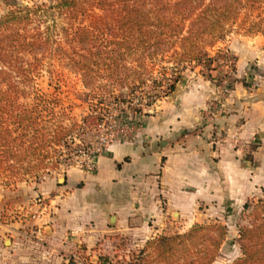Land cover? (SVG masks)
I'll use <instances>...</instances> for the list:
<instances>
[{
  "label": "trees",
  "instance_id": "obj_1",
  "mask_svg": "<svg viewBox=\"0 0 264 264\" xmlns=\"http://www.w3.org/2000/svg\"><path fill=\"white\" fill-rule=\"evenodd\" d=\"M15 1L0 17V170L5 179L35 166L58 167L62 154L55 155V146L75 141L77 121L53 116L42 125L40 104L31 109L23 101L44 99L35 94L32 67L45 57L63 54L81 73L85 87L97 86L106 72L119 77L118 85L129 92L114 95L110 103H127L137 88L143 89L148 81L143 75L153 74L158 60H172L165 79L152 81L155 94L148 93L144 107H134V113H141L168 97L188 68L200 66L204 77L221 81L213 72L222 57L228 65L229 57L216 47L229 35H264V0H50L34 6ZM90 10L100 12L96 22L88 23ZM57 15L66 17L67 27L52 19ZM129 58L134 59L131 81L120 77L126 69L121 60ZM233 86L229 84L231 91ZM105 100L92 103L83 121L92 119L90 125H97L109 106L100 113L94 107ZM26 144L28 150L23 149ZM47 145L52 150H45ZM244 212L249 222L239 227L241 254L228 264H264V197L246 202ZM227 235V225L219 221L196 222L187 231L148 239L126 258L103 256L97 264H213Z\"/></svg>",
  "mask_w": 264,
  "mask_h": 264
},
{
  "label": "crops",
  "instance_id": "obj_2",
  "mask_svg": "<svg viewBox=\"0 0 264 264\" xmlns=\"http://www.w3.org/2000/svg\"><path fill=\"white\" fill-rule=\"evenodd\" d=\"M233 87L206 119L220 91L188 68L168 97L136 114L135 136L109 145L94 171L72 165L63 180L18 184L17 215H0V264H73L82 254L96 263L126 237L146 242L173 223L217 220L244 203L251 166L228 142L216 146L212 127L224 141L264 133V87Z\"/></svg>",
  "mask_w": 264,
  "mask_h": 264
},
{
  "label": "rangeland",
  "instance_id": "obj_3",
  "mask_svg": "<svg viewBox=\"0 0 264 264\" xmlns=\"http://www.w3.org/2000/svg\"><path fill=\"white\" fill-rule=\"evenodd\" d=\"M15 2V0H0V17L6 12L7 7H13ZM18 2L25 6H34L41 2L51 3L50 0H18ZM99 15L100 12L98 10H90L88 23L90 21L96 22ZM52 19L58 23L59 26L68 25L65 16L57 15L55 18L52 16ZM52 19L49 20V24L53 23ZM255 36L259 37L254 38V36L251 37L249 35L233 33L225 40L218 43L216 48L226 50L225 52L229 57V60L232 59L231 64L229 65H227V62L223 57L218 61L216 71L213 73L218 77V80L228 78L229 83L233 85L236 84V81H244L247 87H264V35L257 34ZM62 46L65 47L66 44L63 43ZM47 57L44 58L43 62L32 67V70H34L33 82L36 85L35 94L38 93L37 95H44V99L35 102L33 100L23 101L29 102L30 108L32 104H40L37 113H40L39 116L41 117V121L39 123H42V125H44L43 122H45V120H48L53 116L56 119L67 118L71 122H74V120L75 122L77 121L76 128L72 133L75 137V141L72 142L70 140L68 145L62 143L55 146L56 149L53 151L56 152L55 155L62 154L58 158L59 161H62L58 167L53 164H49V168L35 166L30 172L23 170V172H18L16 177H7L6 179L0 170V215L4 218L6 217L9 219L11 216L17 215V212L11 206L13 203L15 204L14 201L17 198V192L15 189H17L18 184L25 181L38 185L44 180L50 178V176L55 175L62 179L69 167L68 164H74L77 161V149H87L92 145H96L100 142L103 135L110 132L108 124H111V121L116 118V115L120 113V109L117 107L112 108L111 106L109 108V113L111 115L107 116V124L102 126V130L87 134V130L92 129L94 125H90L92 119L84 122L83 118L92 112L91 104L95 103L94 105H96L98 99L105 98L106 100L104 101V104L102 103L103 106L99 103L98 108L94 107L96 113H100V110L104 112V110H107V106H110V102L114 95L123 93L124 96H126L129 92V89L121 88V85H118L120 83V78L112 76L111 72H106L104 75L102 74L97 86L85 87L81 73L77 71L76 68H73L72 64L67 63V59L64 58L63 54L61 58H58L56 54L52 57ZM238 60L240 63H238ZM121 63L120 67H122V69L124 67L126 68L123 75H120L121 79H125L127 76L130 81L134 79V59L129 58L125 63L121 60ZM146 63L148 64V67H151L150 61L146 60ZM172 66L173 63L170 59L158 60L153 74L148 73L143 75V78L148 80L147 83L143 85V89L137 88L133 94L134 96H127L129 97L127 99L134 98L142 101L148 99L147 95L149 92L155 94V91L152 90L155 88L152 81L165 79L164 77H166L171 71L170 68ZM233 66H235L234 71H232ZM195 68H198V71H201L200 66H196ZM143 71H146V73L149 72L148 70ZM136 72L138 73V71ZM137 73L135 75H137ZM226 75L229 77H225ZM219 82L216 81L220 91L221 86ZM230 92L231 91H229L228 94H230ZM219 94L222 95L221 92ZM94 98L95 100H93ZM47 107L52 109L53 112H49ZM128 112L134 114V110L132 111L129 109ZM219 132L221 138L217 144L228 142L230 146L235 148L239 152L240 157L251 166L252 177L250 191L245 198L244 203L241 205H235L233 208H228L225 213H222V218L200 222L210 223L219 221L227 225V239L222 246L220 256L213 264H228L241 254L240 243L238 240L239 227L248 224L249 222V218L244 212V204L248 201H257L259 198L264 197V133H258L249 139H238V134H233L229 140L224 141V130L220 128ZM97 134H99V136H97ZM217 144L215 145L217 146ZM48 145L45 150H52ZM27 146L28 144H26L23 149L28 150L29 147ZM14 190L15 192H12ZM190 222L191 221L187 220L182 221L181 224L173 223L166 233L174 234L187 231L191 227ZM144 244V239L134 238L132 240L130 237H126L121 241L119 248L115 252H111L110 254H98V260L103 256L113 258L115 255L119 256L117 259L126 258L131 251H134V249L139 248ZM91 254L93 255V253ZM79 257L83 261V264H97L96 261V263H94L90 256L86 254H82ZM74 264L77 263L74 262Z\"/></svg>",
  "mask_w": 264,
  "mask_h": 264
},
{
  "label": "built area",
  "instance_id": "obj_4",
  "mask_svg": "<svg viewBox=\"0 0 264 264\" xmlns=\"http://www.w3.org/2000/svg\"><path fill=\"white\" fill-rule=\"evenodd\" d=\"M231 60H229V64H231ZM225 77H229L226 75ZM229 79L224 78L220 81V92L222 95H220L219 98L212 100L210 102L209 108L207 110L206 119H212L215 115H218L224 108V98L228 95V92L231 91L229 88ZM147 99L139 100V99H129L127 103H110L109 108L112 106V108L117 107L120 109V113L116 115V118L111 121V124H108V127H110V132L106 133L101 137V140L96 145H92L88 147L87 149H77L76 155L78 157L77 161L74 164H68V166L77 165L80 168L86 170V171H94L96 166V159L98 156L102 155L107 147L111 145L114 142H124V141H131L132 138L135 136L134 134L137 132L139 122L136 119V114H131L128 112V110H134V107H137L139 105L143 106L145 105ZM126 105V107H125ZM145 109V108H144ZM111 115L109 113V110L107 112H104L101 116L100 121L97 125H95L92 129L87 130V134H90V132H98L102 130V126H105L107 124L106 118L107 116ZM213 132L211 135L212 141L214 144H217L221 138L219 127H217L215 124L213 125ZM99 136V134H97ZM42 202V200H41ZM75 263L77 264H83V261L78 256L75 259Z\"/></svg>",
  "mask_w": 264,
  "mask_h": 264
},
{
  "label": "water",
  "instance_id": "obj_5",
  "mask_svg": "<svg viewBox=\"0 0 264 264\" xmlns=\"http://www.w3.org/2000/svg\"><path fill=\"white\" fill-rule=\"evenodd\" d=\"M65 177V176H64ZM64 177L61 179V180H63L64 179Z\"/></svg>",
  "mask_w": 264,
  "mask_h": 264
}]
</instances>
